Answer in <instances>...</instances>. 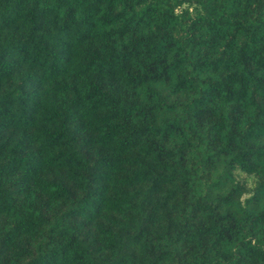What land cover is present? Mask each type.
<instances>
[{"label":"trees","instance_id":"16d2710c","mask_svg":"<svg viewBox=\"0 0 264 264\" xmlns=\"http://www.w3.org/2000/svg\"><path fill=\"white\" fill-rule=\"evenodd\" d=\"M0 264H264V0H0Z\"/></svg>","mask_w":264,"mask_h":264},{"label":"rangeland","instance_id":"374dc122","mask_svg":"<svg viewBox=\"0 0 264 264\" xmlns=\"http://www.w3.org/2000/svg\"><path fill=\"white\" fill-rule=\"evenodd\" d=\"M217 165L216 164H206L205 166V170L207 171V173L209 174H213L217 171ZM211 176V175H208ZM247 183H249V180H247Z\"/></svg>","mask_w":264,"mask_h":264}]
</instances>
